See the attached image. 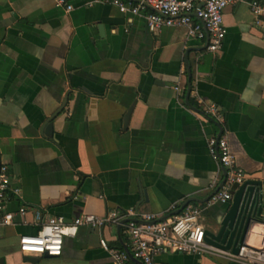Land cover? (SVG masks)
<instances>
[{
    "label": "crops",
    "instance_id": "0c3cea01",
    "mask_svg": "<svg viewBox=\"0 0 264 264\" xmlns=\"http://www.w3.org/2000/svg\"><path fill=\"white\" fill-rule=\"evenodd\" d=\"M72 2L66 10L54 0H0V162L19 189L8 190L6 209L26 206L22 219L0 225V264H114L100 239L128 247L123 226L108 223L79 225L59 255L22 253L19 235L37 231V211L67 220L112 208L165 217L187 201L213 227L226 202L206 201L224 171L206 138L222 129L246 178L264 180V15L256 21L247 1L226 5L222 45L209 51L206 37L183 26L150 29L142 12ZM191 87L218 104L222 122ZM263 224L243 240L257 245ZM156 259L245 264L169 250Z\"/></svg>",
    "mask_w": 264,
    "mask_h": 264
},
{
    "label": "built area",
    "instance_id": "2783aa9c",
    "mask_svg": "<svg viewBox=\"0 0 264 264\" xmlns=\"http://www.w3.org/2000/svg\"><path fill=\"white\" fill-rule=\"evenodd\" d=\"M73 0H54L56 5L69 10ZM112 2L121 11L142 12L150 29L163 25H180L186 33L195 38L207 39V49L216 51L222 45L225 35L223 9L237 1H247L256 15V21L264 15V2L260 0H93ZM148 6L151 10H145ZM177 88V87H176ZM197 101L204 102V112L218 122L223 121V114L214 101H204L195 87L189 89ZM207 148L212 157L224 169L222 184L208 197L206 204L215 201L227 202L232 198L234 189L246 178L244 169L236 162L230 149L226 132L222 129L216 135L206 138ZM18 193L17 187L10 186L8 165L0 162V225L17 221L16 213L23 217L25 205H20L16 212L6 209L8 190ZM39 227L35 233L19 235V249L22 253L43 254L51 256L61 253L64 235H74L79 225L102 227L108 223L123 226L128 243V250L110 246L100 239L102 247L108 252L114 264H162L156 256L162 251H179L186 253L209 254L227 261L245 264H264V227L260 233L259 243L250 244L242 240L236 251L212 243L204 238L205 227L202 222V208L187 202L179 211L165 217H158L154 212H138L134 209L120 211L108 209L103 215L83 212L70 220L63 215L44 216L36 212ZM264 225V224H263Z\"/></svg>",
    "mask_w": 264,
    "mask_h": 264
},
{
    "label": "water",
    "instance_id": "95a60500",
    "mask_svg": "<svg viewBox=\"0 0 264 264\" xmlns=\"http://www.w3.org/2000/svg\"><path fill=\"white\" fill-rule=\"evenodd\" d=\"M51 129L52 123L48 121L45 130L50 132ZM186 203L187 201L175 212L179 211ZM255 222L264 223V180L245 178L234 189L232 198L222 208L221 217L215 220L214 226L205 228L204 238L212 243L226 248L230 247L233 251H236L246 231ZM124 248L128 250L125 244ZM43 255L51 256L46 253H43ZM24 258L33 260L37 257L24 255Z\"/></svg>",
    "mask_w": 264,
    "mask_h": 264
}]
</instances>
